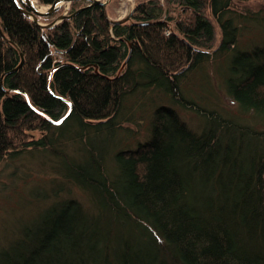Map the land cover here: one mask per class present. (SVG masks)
I'll return each mask as SVG.
<instances>
[{"label": "trees", "instance_id": "obj_1", "mask_svg": "<svg viewBox=\"0 0 264 264\" xmlns=\"http://www.w3.org/2000/svg\"><path fill=\"white\" fill-rule=\"evenodd\" d=\"M247 1L135 0L122 23L93 4L42 27L0 0V162L45 149L53 173L0 264H264V5Z\"/></svg>", "mask_w": 264, "mask_h": 264}, {"label": "rangeland", "instance_id": "obj_2", "mask_svg": "<svg viewBox=\"0 0 264 264\" xmlns=\"http://www.w3.org/2000/svg\"><path fill=\"white\" fill-rule=\"evenodd\" d=\"M87 4L88 1L81 0L78 6L83 7ZM72 5L74 4L71 3L69 6H65L59 13L57 12L58 14L51 16L48 21L42 19L39 21L42 23H49L60 13L70 14L73 10ZM134 5L135 0H109L105 8L109 18L115 20L125 17L131 9H133ZM244 5L258 10L264 5V1L248 0ZM204 67L205 66L200 69V72L210 73L207 74L209 78L206 76V79H211V82L208 81V83H210L211 86L213 85L215 101L220 106L230 110L233 109L235 105L231 98L226 96L219 88L221 81L218 77L219 71L217 65L210 63L208 71H206ZM181 113L183 118L190 124L197 125L199 123V118L192 112L182 111ZM128 126L137 130V127L133 124H128ZM42 135H44V133L39 130L28 134L30 137L29 139H38L42 137ZM44 150H26L19 158L14 159L12 157H7L0 162V232L4 227H7L8 230L4 231L10 233V228H13L14 225L17 224L18 215L20 216V213L28 212L35 206V202H37L36 192L38 189L48 190L49 187H51L52 182L50 179L53 173L47 170V166L50 163L44 156ZM24 156H28L29 159H24ZM72 195L82 199L85 198V195L78 189H74Z\"/></svg>", "mask_w": 264, "mask_h": 264}, {"label": "water", "instance_id": "obj_3", "mask_svg": "<svg viewBox=\"0 0 264 264\" xmlns=\"http://www.w3.org/2000/svg\"><path fill=\"white\" fill-rule=\"evenodd\" d=\"M73 1L75 0H55L51 4H41L39 0H13V2L16 4V6L19 8V10L27 17L31 18L35 22H37L42 27H52L57 25L59 22L64 20L65 18H70L74 14H76L78 11H80L82 8H85L87 6L93 5V4H101L104 8L107 6L109 0H85L88 1V4L86 6L80 7L76 11L66 14V13H60L57 15V17L53 20H51L49 23H42L39 21V17H51L55 13L61 11L65 6H69ZM22 4H25L26 7H24ZM133 9L122 18L113 20V23H122L126 22L131 19ZM0 31L2 35L4 36V33L2 32L1 28Z\"/></svg>", "mask_w": 264, "mask_h": 264}, {"label": "bare ground", "instance_id": "obj_4", "mask_svg": "<svg viewBox=\"0 0 264 264\" xmlns=\"http://www.w3.org/2000/svg\"><path fill=\"white\" fill-rule=\"evenodd\" d=\"M110 19V18H109ZM111 21H112V23H113V19H110Z\"/></svg>", "mask_w": 264, "mask_h": 264}]
</instances>
